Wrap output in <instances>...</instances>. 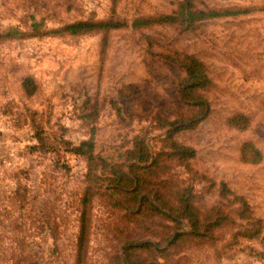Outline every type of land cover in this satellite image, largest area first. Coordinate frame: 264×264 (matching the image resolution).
<instances>
[{
    "label": "rangeland",
    "instance_id": "obj_1",
    "mask_svg": "<svg viewBox=\"0 0 264 264\" xmlns=\"http://www.w3.org/2000/svg\"><path fill=\"white\" fill-rule=\"evenodd\" d=\"M180 1L0 0V32L11 33L0 42V264H78L86 163L64 139L79 143L94 132L95 153L110 163L123 161L139 134L152 154L167 150L160 116L194 110L179 96L184 71L166 56L176 50L207 64L211 110L196 128L175 134L196 149L190 166L163 155L159 174L149 176L155 183L169 179L167 192L190 175L204 178L197 204L204 211L219 203L236 220L217 227L214 238L184 237L168 249L171 221L160 213H130L122 205L128 198L99 179L92 187L88 254L79 264H122L127 235L159 241L156 259L163 264H264V159L247 164L240 158L246 138L264 152V0H195L199 8L244 10L207 18L195 29L161 20L134 24L170 13ZM110 17L124 24L79 35L59 30L71 21ZM28 74L36 81L33 94L22 87ZM239 111L252 117L243 131L227 122ZM40 125L49 151L32 147ZM221 180L263 219L258 236L236 235L248 223L238 217V203L219 196ZM20 185H27L28 201L17 199ZM184 224L181 230H190ZM133 245L154 258L150 247Z\"/></svg>",
    "mask_w": 264,
    "mask_h": 264
},
{
    "label": "trees",
    "instance_id": "obj_2",
    "mask_svg": "<svg viewBox=\"0 0 264 264\" xmlns=\"http://www.w3.org/2000/svg\"><path fill=\"white\" fill-rule=\"evenodd\" d=\"M243 11L242 9H204L197 7L195 0H181L177 8L172 12L151 18L152 20L135 19L134 24L161 20L163 22L179 23L182 29H195L200 21L207 18L227 16ZM123 24V21L113 17L97 20L79 19L65 23L59 30L79 35L93 31L108 32L111 29L121 27ZM10 34L9 31L0 32V42L7 39ZM166 56L184 71V75L178 81L179 96L186 104L194 107V110L190 113L180 114L174 118L160 116L159 125L162 128H166L162 142L164 143L163 147L168 148L167 150L157 152L155 155L152 154L145 137L139 134L136 135L133 146L125 151L123 161L110 163L95 153L94 132L79 143L64 139L66 149L83 157L86 163L84 172L85 186L83 191L80 192L79 198L81 215L76 252L78 264L83 263L88 254L91 201L94 195L92 187L94 184H98L99 179L107 180L110 189L124 194L128 198V201H124L122 205L124 207L126 205L130 213L146 216H150L152 213H160L171 221L169 227H172L173 230L169 233L168 249L178 245L184 237L208 236L214 238V230L217 227L236 220L219 203L212 204L204 211L197 204L199 189H203L207 185V181L204 178L190 175L189 182L186 185L176 184L168 189L167 192L164 190L166 189L164 186L168 187L170 185L169 179L164 178L159 183H155L153 178L149 176L150 174H159L157 165L159 166L160 157L163 155L174 156L185 167L188 168L190 166L189 160L196 155V149L191 145L178 141L175 138V134L184 129L196 128L211 110V102L205 93V89L213 84V78L209 73L207 64L199 56L188 51L176 50ZM22 87L27 94L34 93L37 85L31 74L26 75L22 79ZM227 122L230 127L243 131L252 124V117L243 111H239L230 115ZM36 128L35 136L39 142L34 143L32 147L45 146V150L49 151L43 127L40 125ZM240 158L244 163L258 164L263 161L264 152L255 140L246 138L240 146ZM56 161L60 163L59 158ZM60 164L69 168L67 162H61ZM100 170L102 171L101 173H99ZM218 190L220 197L239 204L237 208L238 217L248 223V225L242 227L243 229L236 231V235L258 236L263 228V219L254 215L247 197L231 189L225 180L220 181ZM113 191L110 193L113 194ZM16 196H18L17 199L19 201H28L27 185L21 186L20 189L18 188ZM139 204L140 206H138ZM138 207L139 209L136 210ZM185 222L190 226V230H181L182 226L186 228ZM134 243L139 244L141 247H150L152 255L156 250L162 251L159 241L127 235L123 242L125 254L122 264H163L156 259V253L154 258L149 259L134 252Z\"/></svg>",
    "mask_w": 264,
    "mask_h": 264
}]
</instances>
